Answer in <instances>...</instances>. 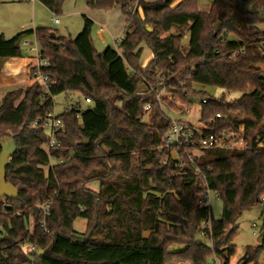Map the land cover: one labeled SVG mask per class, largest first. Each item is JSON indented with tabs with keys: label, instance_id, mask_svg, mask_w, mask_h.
Here are the masks:
<instances>
[{
	"label": "trees",
	"instance_id": "obj_1",
	"mask_svg": "<svg viewBox=\"0 0 264 264\" xmlns=\"http://www.w3.org/2000/svg\"><path fill=\"white\" fill-rule=\"evenodd\" d=\"M37 1L60 15L66 0ZM88 7L120 9L127 32L117 50L97 54L94 23L85 16L75 39L47 28L22 31L11 40L0 36V60L26 58L22 42L36 37L41 60L50 63L44 73L51 94L43 95L28 56L34 84L0 100V154L1 142L12 137L17 152L6 178L19 192L18 200L0 202V264H210L214 258L230 264L239 220L263 206L256 228L262 241L248 246L238 263L259 264L264 0H213L209 12H200L199 0H89ZM143 47L153 56L146 68L140 66ZM200 86L241 96L216 99L198 91ZM153 91L162 94L161 103L154 102L144 123L142 110L154 101ZM64 94L66 106L58 115L62 146L49 154L46 129L33 124L53 112L54 98ZM195 98H201L200 127L181 116ZM169 111L196 140L242 128L246 148L198 154L185 145L177 148L175 161L170 157L175 149L164 144L177 119ZM93 183L99 184L97 191L89 188ZM208 192L223 202L218 221L210 207L198 205ZM46 202H52L48 233L38 209ZM77 220L85 222V232L74 229ZM209 222L210 231L204 229ZM198 235L211 247L197 242Z\"/></svg>",
	"mask_w": 264,
	"mask_h": 264
},
{
	"label": "rangeland",
	"instance_id": "obj_2",
	"mask_svg": "<svg viewBox=\"0 0 264 264\" xmlns=\"http://www.w3.org/2000/svg\"><path fill=\"white\" fill-rule=\"evenodd\" d=\"M147 2H154L156 0H146ZM213 0H199L200 12H209ZM89 0H66L62 13L60 15H53L38 1L31 3L23 0H0V36H3L6 40H11L17 36L23 30L35 31L41 28H47L55 33L59 37L75 39L84 28V16L93 18L94 27L92 31V39L94 48L97 54L103 53L107 48H113L117 50L119 44L124 39L123 30L125 24L123 23V17L119 9L111 11H102L90 9L88 7ZM93 10V11H92ZM54 19L59 20V24L53 23ZM102 22L106 24L104 30H102ZM100 30L103 31V38H99ZM113 37L118 39V45L115 44ZM104 39V40H103ZM30 42H33V37L29 38ZM185 38V43H187ZM22 54L25 59L24 64L8 65L4 63L13 62L17 63L18 60H0V100L8 93L14 90L25 91L30 85L34 84L33 79L29 74L30 59L28 58L29 52L25 48H21ZM151 55V51L143 47V54L141 57L142 63L147 62ZM20 61V60H19ZM12 79L8 81L7 79ZM143 91L144 88L141 87ZM198 91L206 93L208 96L220 99L224 97L226 100L238 99L241 95L237 93H228L222 89L215 87H197ZM73 98V97H72ZM55 112L59 115L62 114L66 106V95H59L54 98ZM191 113L184 117L188 121H192L191 124L199 126L197 118L201 112V98L193 99V105L190 107ZM169 115L174 118L178 116L170 113ZM144 123L149 120L144 119ZM175 159L176 153L173 154ZM90 189L97 191L99 189L98 183H93L89 186ZM208 207L211 208L212 216L215 221H218L222 217L223 202L216 196L215 193L209 192ZM263 211V206H258L245 213V215L238 222V232L234 238L233 244L236 247V253L231 259V264H238L245 254V249L248 246L255 247L259 240V229H254L253 224L260 225V216ZM74 229L78 232H85L86 225L83 220H77L74 223ZM257 235H254V233ZM149 233H145L144 237H148ZM1 238V235H0ZM197 242L211 247L209 239L198 235ZM173 262L171 264H175ZM259 264H264V255L260 259Z\"/></svg>",
	"mask_w": 264,
	"mask_h": 264
},
{
	"label": "built area",
	"instance_id": "obj_3",
	"mask_svg": "<svg viewBox=\"0 0 264 264\" xmlns=\"http://www.w3.org/2000/svg\"><path fill=\"white\" fill-rule=\"evenodd\" d=\"M23 1H29L31 3H35L37 0H23ZM53 23L55 25L59 24L58 19H54ZM25 31V30H23ZM22 47L25 48L32 59L33 62V77L36 81L40 83V85L43 88V95L44 96H50V88H49V77L44 73L46 69L50 67V63L46 60H41L40 58V48L38 45V41L36 37H33V42H30L29 39H26L22 42ZM190 75H187V79H190ZM154 101L148 102L142 110V119H148L150 117L152 108L154 106V102L161 103V93L154 92ZM89 103L90 100H87ZM207 102L206 99L202 100V103L205 104ZM120 105V103H119ZM191 111L189 109H186L182 117H187ZM217 118H221L220 115L217 116ZM34 128L43 127L46 129L49 141L45 145L46 151L50 154V152L54 149L61 148L62 144L59 141V135L63 133L64 131V125L62 121L58 118V114L55 112V109L53 112L49 113L47 116L41 118L40 120L36 121L33 124ZM164 144L167 149H175L171 152L170 157L178 161L179 156L177 152V148H183L185 145L191 146L195 149V152L198 154H202L201 152L205 149H219V150H242L246 148V144L243 137V129L241 128L239 132L237 133H231V134H222L220 137L218 136H210L209 138H204L202 134H200L196 139H194V131L189 128L187 125H184L180 123L177 119L172 120V126L170 131L165 135L164 137ZM198 146V148H197ZM176 153L177 158L175 159L173 157V154ZM168 156L164 158V161L166 162L168 160ZM208 198H209V192L205 195H202L200 199L198 200V205L200 208H207L208 206ZM52 207V202H46L42 205L38 206L39 211L42 213V218L40 220L41 225L44 227V231L48 233V229L46 227V218L50 215ZM29 231L31 232L32 229V221L31 218H29ZM253 228L256 229L257 225L253 224ZM204 229H207L210 231L211 224L210 222L208 224L204 225ZM254 235H257L255 232ZM175 264H189L185 262H177ZM210 264H222V262L214 258L213 261Z\"/></svg>",
	"mask_w": 264,
	"mask_h": 264
},
{
	"label": "water",
	"instance_id": "obj_4",
	"mask_svg": "<svg viewBox=\"0 0 264 264\" xmlns=\"http://www.w3.org/2000/svg\"><path fill=\"white\" fill-rule=\"evenodd\" d=\"M56 36L53 34V38ZM17 152V146L12 137L1 142L0 154V202L3 200L16 201L19 199V192L14 185L7 182L6 170ZM262 239L258 242L260 243Z\"/></svg>",
	"mask_w": 264,
	"mask_h": 264
},
{
	"label": "crops",
	"instance_id": "obj_5",
	"mask_svg": "<svg viewBox=\"0 0 264 264\" xmlns=\"http://www.w3.org/2000/svg\"><path fill=\"white\" fill-rule=\"evenodd\" d=\"M120 10V9H119ZM93 11V10H92ZM86 17V16H85ZM123 18V23L125 24V29L123 30V36L125 37V34H126V32H127V20H126V18L124 17V16H122ZM88 18V17H87ZM88 19H90L93 23H94V21H93V18L91 19V18H88ZM101 26H102V30H104V27L106 26V24L104 23V22H102V24H101ZM100 34H101V36L99 35V38H103V36H102V34H103V31H101L100 30ZM118 39H119V37H117ZM118 39H116L115 37H113V40L115 41V44L116 45H118ZM104 40V39H103ZM123 41V40H122ZM121 41V42H122ZM120 45V44H119ZM143 54V53H142ZM142 57V56H141ZM153 60V56H152V53H151V55H150V57L148 58V60H147V62H145V63H142V61H141V59H140V66L142 67V68H146V67H148L149 66V64L151 63V61ZM23 61H25V59H22V60H18L17 61V63H15V61H13V62H8V63H4V64H8V65H15V64H18V65H21V64H24V62ZM260 240V239H259ZM258 240V241H259ZM264 255V254H263ZM262 255V256H263ZM230 264H231V261H230Z\"/></svg>",
	"mask_w": 264,
	"mask_h": 264
}]
</instances>
